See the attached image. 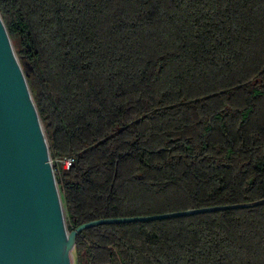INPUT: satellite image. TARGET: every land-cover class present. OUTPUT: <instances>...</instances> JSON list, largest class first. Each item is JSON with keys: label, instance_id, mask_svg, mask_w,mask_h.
Listing matches in <instances>:
<instances>
[{"label": "trees", "instance_id": "16d2710c", "mask_svg": "<svg viewBox=\"0 0 264 264\" xmlns=\"http://www.w3.org/2000/svg\"><path fill=\"white\" fill-rule=\"evenodd\" d=\"M68 230L264 198V0H0ZM79 264H264V203L76 235Z\"/></svg>", "mask_w": 264, "mask_h": 264}, {"label": "water", "instance_id": "95a60500", "mask_svg": "<svg viewBox=\"0 0 264 264\" xmlns=\"http://www.w3.org/2000/svg\"><path fill=\"white\" fill-rule=\"evenodd\" d=\"M263 203L261 198L146 216L100 218L68 230L44 128L0 15V264H79L76 235L91 226Z\"/></svg>", "mask_w": 264, "mask_h": 264}, {"label": "built area", "instance_id": "2783aa9c", "mask_svg": "<svg viewBox=\"0 0 264 264\" xmlns=\"http://www.w3.org/2000/svg\"><path fill=\"white\" fill-rule=\"evenodd\" d=\"M72 161L73 157L54 158L53 160L56 166H62L63 168H68Z\"/></svg>", "mask_w": 264, "mask_h": 264}, {"label": "bare ground", "instance_id": "6f19581e", "mask_svg": "<svg viewBox=\"0 0 264 264\" xmlns=\"http://www.w3.org/2000/svg\"><path fill=\"white\" fill-rule=\"evenodd\" d=\"M50 158H51V157H50ZM53 160H54V159H51V162H52L51 164H52V166L54 165ZM68 168H69V167H68ZM68 168H63V169H68ZM53 169H54V167H53ZM54 172H55V171H54Z\"/></svg>", "mask_w": 264, "mask_h": 264}, {"label": "rangeland", "instance_id": "374dc122", "mask_svg": "<svg viewBox=\"0 0 264 264\" xmlns=\"http://www.w3.org/2000/svg\"><path fill=\"white\" fill-rule=\"evenodd\" d=\"M52 159V158H51ZM54 159V158H53ZM52 163V162H51ZM61 168H63L62 166H61Z\"/></svg>", "mask_w": 264, "mask_h": 264}]
</instances>
